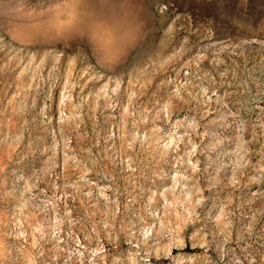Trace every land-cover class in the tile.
Here are the masks:
<instances>
[{"label": "rangeland", "instance_id": "1", "mask_svg": "<svg viewBox=\"0 0 264 264\" xmlns=\"http://www.w3.org/2000/svg\"><path fill=\"white\" fill-rule=\"evenodd\" d=\"M0 264H264V0H0Z\"/></svg>", "mask_w": 264, "mask_h": 264}]
</instances>
